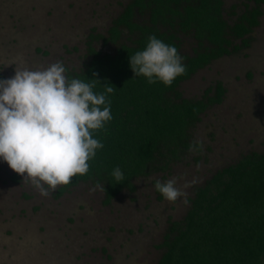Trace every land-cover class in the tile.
Here are the masks:
<instances>
[{
    "label": "rangeland",
    "instance_id": "rangeland-1",
    "mask_svg": "<svg viewBox=\"0 0 264 264\" xmlns=\"http://www.w3.org/2000/svg\"><path fill=\"white\" fill-rule=\"evenodd\" d=\"M127 2L0 0L2 80L16 70H43L56 62L66 70L80 69L89 57V35L105 36ZM243 3L222 0L229 24ZM262 10L247 47L213 59L178 84L181 97L190 99L200 98L217 81L224 88L221 101L209 105L189 129L198 148H189L165 171L134 178L132 191L122 189L104 204L100 185L80 182L58 197L56 190L45 196L0 159V264H156L169 222L182 219L195 188L242 155L264 151ZM129 37L124 29L119 41ZM179 37V51L192 54L193 39ZM90 45L101 52L114 47L100 38L90 39ZM170 179L186 193L176 202L157 198L154 181Z\"/></svg>",
    "mask_w": 264,
    "mask_h": 264
},
{
    "label": "trees",
    "instance_id": "trees-1",
    "mask_svg": "<svg viewBox=\"0 0 264 264\" xmlns=\"http://www.w3.org/2000/svg\"><path fill=\"white\" fill-rule=\"evenodd\" d=\"M262 5L264 0H244L243 11L229 24L222 16V0H128L105 36L90 34L88 59L65 75L69 81L99 80L93 89L98 94L105 84L111 86L107 101L112 119L93 133L104 147L88 162L89 172L58 186L54 196L90 182L100 185L107 204L120 190L132 191L134 178L165 171L190 146L197 149L189 129L209 105L221 101L224 88L217 81L200 98L190 99L181 97L178 84L213 59L246 47L245 35L258 24ZM124 29L132 36L126 38L129 43L119 41ZM180 34L195 42L192 54L179 51ZM151 35L175 46L186 66L170 87L149 84L130 68L129 57L143 50ZM94 38L113 44L112 51L93 48ZM117 167L123 174L119 182L112 175ZM159 246L156 264H264V151L242 155L197 186L184 216L169 222Z\"/></svg>",
    "mask_w": 264,
    "mask_h": 264
},
{
    "label": "clouds",
    "instance_id": "clouds-1",
    "mask_svg": "<svg viewBox=\"0 0 264 264\" xmlns=\"http://www.w3.org/2000/svg\"><path fill=\"white\" fill-rule=\"evenodd\" d=\"M129 63L134 76L145 77L149 84L159 81L170 87L186 72L177 48L155 35ZM65 72L56 62L43 70H16L14 77L0 80V159L45 196L89 172L88 162L104 147L93 133L112 119L107 94L113 88L105 84L98 94L93 89L99 80L69 81ZM112 175L117 182L123 180L118 167ZM176 184V179L157 180L155 189L176 202L186 196Z\"/></svg>",
    "mask_w": 264,
    "mask_h": 264
},
{
    "label": "crops",
    "instance_id": "crops-1",
    "mask_svg": "<svg viewBox=\"0 0 264 264\" xmlns=\"http://www.w3.org/2000/svg\"><path fill=\"white\" fill-rule=\"evenodd\" d=\"M262 6H264V5H262ZM262 6H261V9H262ZM262 12H263V10H262ZM262 12H261V14H262ZM261 14H260V16H261ZM260 16H259V17H260ZM259 17H258V21H259ZM249 33H250V32H249ZM249 33H248V34H249ZM248 34H247V35H248ZM247 35H245V36L247 37ZM246 47H247V46H246Z\"/></svg>",
    "mask_w": 264,
    "mask_h": 264
},
{
    "label": "flooded vegetation",
    "instance_id": "flooded-vegetation-1",
    "mask_svg": "<svg viewBox=\"0 0 264 264\" xmlns=\"http://www.w3.org/2000/svg\"><path fill=\"white\" fill-rule=\"evenodd\" d=\"M1 78H2V76H1Z\"/></svg>",
    "mask_w": 264,
    "mask_h": 264
}]
</instances>
